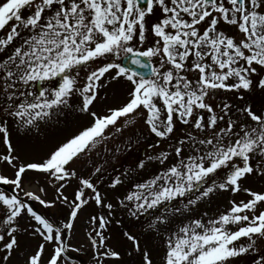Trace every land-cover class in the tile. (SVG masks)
Here are the masks:
<instances>
[{"label":"snow or ice","instance_id":"snow-or-ice-1","mask_svg":"<svg viewBox=\"0 0 264 264\" xmlns=\"http://www.w3.org/2000/svg\"><path fill=\"white\" fill-rule=\"evenodd\" d=\"M156 8L161 16L149 27L147 17L155 15ZM221 22L236 25L242 37L237 39L219 30ZM6 27L9 30L5 38H0V53L9 45L13 47L0 60V92L11 100L17 94L26 95L15 91L22 86L34 82L48 85L39 92L34 90L30 100L9 107L7 114L19 118L22 126L36 127L38 121L53 115V109L68 107L70 98L78 93L79 110L89 113L93 122L59 144L46 159L20 164H13L18 158L12 155L6 122H0L8 149L2 159L16 168L15 178L0 174V182L13 185L45 207L59 201L70 209L67 222L62 228L56 227L18 194L0 191V264H10L21 248V233L42 239L33 252L26 254L23 264H69V251L79 249L65 242L64 229L73 228L88 199L94 198L110 212L113 204L104 205L91 179L79 178L81 187L69 202L63 193L48 201L24 190L22 177L27 170L40 171L58 181L77 177L70 165L107 139L110 126L120 133L140 117L157 137L170 138L177 121L191 123L205 134L201 138L187 133L174 148L176 162L136 183L134 190L119 201L123 207H128L126 201L132 204L131 215L164 206L165 214L156 220L167 223L168 204L178 197L194 196L183 208L173 206V213H182L219 190H243L250 196L247 202L232 200L231 207L215 218L192 219L167 235L163 264H232L264 240V210L258 207L264 204V192L242 189L241 185L248 175L264 176V110L257 113L247 104L237 111L254 123L229 117L227 126L220 127L232 106L223 103L218 113L210 102L221 90L264 91V0H147L146 4L141 0H0V30ZM149 32L155 37L153 44L139 47L147 42ZM17 39L20 43L14 45ZM121 53L132 65L150 69V74L114 62ZM154 58L158 67L150 63ZM80 71L86 72L82 85L78 82ZM192 71L198 73L195 80L187 75ZM121 81L130 85L127 102L109 109L106 115L91 112L98 90L106 83ZM121 118L124 123L117 126ZM169 155L162 151L158 156H148V160L163 164ZM145 166L144 161L138 164L141 169ZM121 182L116 177L112 186ZM63 187L60 184L57 190ZM84 189L91 190L92 196ZM25 213L35 224L20 225ZM97 221L98 229L108 223L104 216L93 217V222ZM89 235L93 236L96 264H102L104 257L119 256L107 249L102 232L93 229ZM125 235L140 251L137 238L130 232ZM49 243L52 252L45 261ZM143 260L144 264H153L147 250ZM259 264H264V256Z\"/></svg>","mask_w":264,"mask_h":264},{"label":"rangeland","instance_id":"rangeland-1","mask_svg":"<svg viewBox=\"0 0 264 264\" xmlns=\"http://www.w3.org/2000/svg\"><path fill=\"white\" fill-rule=\"evenodd\" d=\"M27 15V13H24ZM161 16V11L156 8L155 15H149L147 17L149 27ZM187 18V17H186ZM219 30L224 31L229 36L236 37L237 39L242 37V33L239 31L236 25H228L221 22L218 25ZM9 29L0 30V38H5ZM202 30V29H201ZM27 33H25L26 35ZM147 35V42L139 47L147 48L152 45L155 40L154 35L149 32ZM17 41V42H16ZM14 41V45L20 43L19 39ZM135 43V42H134ZM9 45V53L12 47ZM7 52L0 53V60H3L7 56ZM123 57H115L114 62H120ZM194 59V58H193ZM154 66L158 67V59L151 60ZM107 62V58L104 59ZM99 63V61H98ZM190 79L195 80L198 76L196 71L187 73ZM264 75V72L261 73ZM86 72L80 71L78 76V82L82 85L85 81ZM103 79V78H102ZM231 82V81H229ZM46 83H41L42 87H47ZM130 85L121 81L120 83L111 82L106 83L104 87L98 90L97 99L90 106L91 112H96L98 115H106L111 108H118L127 102L128 90ZM39 92L37 89V82L31 83L28 86H22L15 91H23L26 95L17 94L11 100L5 96L3 92H0V110H3L4 115L8 116L7 110L12 105L22 103L25 100L32 98L33 91ZM14 90H9V92ZM258 88L249 92L244 90L242 93L237 90H221L215 98L210 101L218 113L221 112L222 104L227 103V100L235 101L241 94L243 97L248 93H261ZM264 96V95H263ZM259 99L261 95H258ZM81 98L79 94L72 96L69 100V106H61L59 109H53V115L45 120L37 122L36 127L25 126L19 131V134L10 133V123L6 120V126L8 128V135L11 144L13 145L14 152L12 155L18 159L13 161V164L38 162L47 158L48 154L54 150L59 144L70 139L72 136L78 134L92 124L93 118L89 113L81 112L80 109ZM232 111L227 115L235 120L239 118V121L246 123H254L247 118L243 113L238 112L237 107L230 102ZM242 108V107H241ZM264 107H261V111ZM207 116V113H205ZM124 118H121L117 126H122ZM220 127L221 123L219 124ZM192 132L197 137H203L205 133L195 130L194 127L189 124H184L181 121L176 122L174 132L170 135V138H161L151 133L148 126L144 123L143 117L137 119L134 125L123 127L120 133H116L115 129L111 126L106 130L107 139L99 143L94 149H92L87 155H81L75 160V163L70 167L75 169L78 173L77 177H69L64 181H58L53 177L48 176L37 170H27L23 175V188L24 190H31L40 195L45 200H54L57 195L63 193L71 202L75 199V195L78 189H80V179H91L95 184H99L100 181L110 183L104 190L99 189L104 205L107 203L113 204L111 212L106 206L98 205L95 203L94 198L88 199L87 203L78 212L76 220L73 222L72 229H64L65 242L70 243L75 249L79 251L70 250L68 254L73 258L84 262V264H96V249L93 248L91 240L93 236L89 233L93 232V229L99 230L107 238L105 245L107 249L119 253L118 257H104L102 264H144L143 252L147 250L150 253V257L153 264H163V256L165 252V240L167 235L177 231L179 225H183L192 219L203 218L207 221L210 217L215 218L222 212L227 211L231 207V201L235 200L237 203L240 201L247 202L250 199L248 193L243 190L239 192H232L230 190H219L209 195L200 201L196 205H191L189 209L184 210L182 213H173L172 207L169 208L168 222L161 223L157 221L156 227H148L149 221H153L150 218L139 217V213L136 216L130 214L129 208L132 204H128V207L120 205L119 201L123 200L125 195L123 190L131 192L134 188H131L132 182L135 184L138 182H144L151 176L159 173L160 171L170 167L176 162V156L174 148L177 146V142L180 139L186 137L187 133ZM12 135V136H11ZM4 139V136H3ZM171 153L169 158L161 164L158 160H148V156H158L160 152ZM8 154L7 145L2 143L0 139V174L9 178H15L16 168L12 164L7 163L2 159L4 155ZM188 154V149L185 147V155ZM140 161L145 162V168L138 167ZM100 168V172H95V168ZM116 177H120L124 188L117 190L113 187V181ZM63 184V188H59V185ZM10 189L15 191L22 199L28 202L34 209L38 208L39 213L43 214L46 218L55 222L56 227H63V224L67 222V217L70 209L66 204H62L57 201L55 206L45 207L38 201L31 200L24 196L23 191L16 190L13 185L7 184ZM242 189L250 188L253 191L264 192V176L248 175L247 178L241 180ZM122 187V186H121ZM44 189V191H41ZM2 191V190H0ZM89 196H92L91 190L84 189ZM4 192V191H3ZM6 193V192H5ZM8 194V193H7ZM192 198V196L190 197ZM181 202V201H180ZM177 204V203H175ZM179 204V202H178ZM172 205V204H171ZM163 207V206H160ZM169 207V206H168ZM261 210H264V204L258 206ZM159 208V207H158ZM156 209H149L147 212H152L156 217L165 214L164 210L157 211ZM180 208H183L180 207ZM37 210V209H36ZM208 215L205 216L204 214ZM104 216L108 223L104 229H98L97 222H93V217ZM142 229L136 230L137 233H131L135 231V226L141 225ZM149 220V221H148ZM19 223L23 227H28L29 224H35V221L30 220L28 214H23L19 219ZM110 229L108 233L107 229ZM130 229V230H129ZM29 227V232H31ZM130 232L131 235L142 234L137 241L140 246V251L136 250V242L129 239L125 233ZM166 233V234H165ZM112 236H111V235ZM118 234V235H117ZM152 235H155L152 237ZM164 236V237H163ZM146 237L151 239H145ZM163 237V238H161ZM21 248L13 255L10 264H23L26 254L33 252L37 246L42 242V239L32 237L27 233H21ZM46 253L44 255L45 261L48 258V254L52 252V244L46 245ZM103 250V249H101ZM264 256V240L259 241L255 249L249 250V252L242 254L240 257L235 258L232 264H259L261 257ZM69 264H74L70 263Z\"/></svg>","mask_w":264,"mask_h":264},{"label":"trees","instance_id":"trees-1","mask_svg":"<svg viewBox=\"0 0 264 264\" xmlns=\"http://www.w3.org/2000/svg\"><path fill=\"white\" fill-rule=\"evenodd\" d=\"M258 95H261V98L259 99ZM264 91H262L261 93H248L247 96L243 97V99L240 98V96H238L239 99L235 100V101H230L227 100V103L230 104V102L234 105H239L237 107H244L247 104H250L253 107V110L256 111L257 113H259L261 111V107H264ZM231 105V104H230ZM229 118V116L227 115L225 117V121L221 122L222 127H226V121ZM237 120V119H235Z\"/></svg>","mask_w":264,"mask_h":264},{"label":"water","instance_id":"water-1","mask_svg":"<svg viewBox=\"0 0 264 264\" xmlns=\"http://www.w3.org/2000/svg\"><path fill=\"white\" fill-rule=\"evenodd\" d=\"M141 3H142V4H146V3H147V0H141ZM144 59L147 61L146 58H144ZM122 65L125 66V67L132 68V69H134L135 71H137V72H139V73L150 74V69H147V68H141V67L138 66V65H132V64L130 63V61L127 60V59H124V60L122 61ZM4 188H6V187L4 186Z\"/></svg>","mask_w":264,"mask_h":264}]
</instances>
